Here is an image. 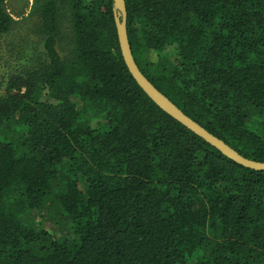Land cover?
<instances>
[{
  "label": "trees",
  "instance_id": "obj_1",
  "mask_svg": "<svg viewBox=\"0 0 264 264\" xmlns=\"http://www.w3.org/2000/svg\"><path fill=\"white\" fill-rule=\"evenodd\" d=\"M5 2L0 36L14 24ZM125 4L144 77L264 163V0ZM30 14L34 63L0 81V264H264V171L150 101L121 56L113 1L32 0Z\"/></svg>",
  "mask_w": 264,
  "mask_h": 264
},
{
  "label": "water",
  "instance_id": "obj_2",
  "mask_svg": "<svg viewBox=\"0 0 264 264\" xmlns=\"http://www.w3.org/2000/svg\"><path fill=\"white\" fill-rule=\"evenodd\" d=\"M113 1V18L116 27L117 39L121 56L125 66L143 93L152 101L162 112L173 120L202 139L205 143L216 149L219 153L233 161L234 163L253 171H264V163L246 159L237 151L231 148L224 141L209 133L206 129L185 115L175 104L166 96L158 91L141 73L137 67L131 53L127 35V10L125 0Z\"/></svg>",
  "mask_w": 264,
  "mask_h": 264
},
{
  "label": "rangeland",
  "instance_id": "obj_3",
  "mask_svg": "<svg viewBox=\"0 0 264 264\" xmlns=\"http://www.w3.org/2000/svg\"><path fill=\"white\" fill-rule=\"evenodd\" d=\"M31 7L32 0H6L4 4L5 12L14 24L7 34L0 36V81H4L2 88L5 87V82L13 73L16 65L22 62L21 65L32 66L34 63L33 60L30 62L27 59L32 53V49L28 48V43L41 39L37 33L38 20L30 14ZM68 25V22L64 24L65 27L69 28ZM41 52L43 49L39 43L36 54ZM19 53L23 55L22 61L16 60Z\"/></svg>",
  "mask_w": 264,
  "mask_h": 264
}]
</instances>
